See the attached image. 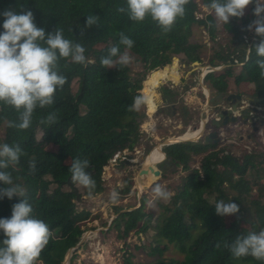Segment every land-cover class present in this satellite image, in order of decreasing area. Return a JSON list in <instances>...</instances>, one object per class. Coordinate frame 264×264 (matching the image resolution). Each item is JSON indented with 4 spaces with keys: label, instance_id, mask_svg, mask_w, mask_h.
Segmentation results:
<instances>
[{
    "label": "trees",
    "instance_id": "obj_1",
    "mask_svg": "<svg viewBox=\"0 0 264 264\" xmlns=\"http://www.w3.org/2000/svg\"><path fill=\"white\" fill-rule=\"evenodd\" d=\"M201 1L204 6L211 3V0ZM198 6L196 0H189L185 16L176 21L171 31L164 33L150 17L142 23L130 20L127 0H0V32L4 31L2 13L5 10L21 14L30 10L38 27L46 32H54L57 27L62 29L64 37L81 44L85 56L93 61L87 67L71 58L59 61L58 73L65 76L67 82L62 90L57 89L53 105L35 110L27 130L9 127V122L19 123L18 113L0 104V129L5 131L0 144L19 146L25 153L19 164L4 169L12 175L14 184L23 187L25 195L14 196L11 200L0 198V219L11 217L14 204L23 199L28 201L33 208L32 215L43 220L52 233L39 258L42 264H63L68 251L82 240L86 232L83 225L96 219L90 210L78 209L74 186L78 188L79 185L72 182L69 171L72 161L87 159L86 171L95 181L91 195L80 185V196L99 195L105 190L104 168L115 154L132 149L140 138V120L145 118L146 112L129 111V106L134 97L141 94L143 81L132 79L128 65L108 69L101 65L100 58L108 56L113 46L119 47L121 53L125 50L120 44L123 34L134 41L130 52L147 70L165 68L175 55H184L190 63L203 62L201 52L206 44L193 39V27H204L210 40L215 41L218 26L211 14L204 20L197 19ZM118 7L125 11H117ZM252 12L250 17H233L226 24L228 31H237L238 20L243 32L233 34L231 46L216 55L221 64L230 65L225 72L219 75L212 72L205 77L219 93L227 92L228 79L235 77L239 85L253 84L255 96H264V78L259 74L256 64L259 57L254 48L246 62L248 45L243 33L249 31L248 25L255 19ZM92 15L99 17L98 23L87 28V16ZM260 41L261 37L257 36L251 47ZM240 63L245 64L235 76L232 65ZM166 68L169 72V67ZM75 81L79 83L77 92L73 91ZM163 92L168 99H173L172 90L164 88ZM49 114H55L56 122L41 123V120L47 121ZM39 132L43 134L41 141L37 138ZM45 144L56 146L57 152L47 151ZM169 147L167 162L177 167L184 165L185 170L189 169L193 156L204 155L201 170L193 169L160 215L146 210L145 197L135 210L121 213L122 209L116 207L114 211L118 217L114 226L119 239L126 242L135 230L144 235L154 232L150 240L155 246L150 254L158 258L148 263L134 262V255L126 250V264H264L251 256L234 258L224 247L225 243L231 245L238 235L264 229V159L258 161L257 155L246 153L237 160L227 150H215L217 145L207 142H185ZM30 161L36 164L34 172L30 171ZM3 187L5 185L0 182V188ZM131 187L132 183L127 181L126 188L130 190ZM255 188L260 192L258 199L251 198ZM219 201L237 203L239 213L217 215L215 204ZM247 205L254 211L248 210ZM5 238L0 231V246ZM217 243L220 248L216 247ZM170 246L183 258H166L164 255Z\"/></svg>",
    "mask_w": 264,
    "mask_h": 264
},
{
    "label": "rangeland",
    "instance_id": "obj_2",
    "mask_svg": "<svg viewBox=\"0 0 264 264\" xmlns=\"http://www.w3.org/2000/svg\"><path fill=\"white\" fill-rule=\"evenodd\" d=\"M196 1L199 5L196 12L197 19L204 20L209 14L215 18L214 13L210 12V10L203 5L201 0ZM254 6V3L248 6L243 18L250 17ZM236 21L238 22L237 31L234 29H232V31L229 29L228 31L226 29V24L219 25L215 41L210 40L209 33L204 27H193V39H198L202 44H206L201 52L203 62H199L200 65H197L195 62L190 63L184 55L173 56L171 63L173 66H177V76L180 77V80H177L178 83L169 81L171 77L169 72L166 71L168 68L159 69L157 70L158 72H154L155 74L152 73L154 74L153 76L152 74L149 76L152 70H147L144 63L130 52L133 57L132 62L128 65L131 69L130 75L134 80L141 79L143 81V90L141 94L146 90L151 92L154 98L157 99L158 97L156 102L157 110L153 114H151L150 107L147 108L146 106H142L139 110L141 113L146 112V115L143 120H140L139 141L133 144L132 149L126 148V150H128L127 156L131 160H122L115 165L109 164V166L106 167L107 169H104L103 178L105 190L99 195L92 197L84 196L83 200H76L78 209L90 210L93 216H96V219L83 225L86 231L84 234V242L79 249L73 252L69 264H102V262H105L104 264H126V250L134 255V262L148 263L158 258L157 255L150 254L151 249L155 246L150 240V236L154 234L153 231H150L148 235L138 233L136 230L133 231L126 239L128 245L125 244V240L119 239L118 230L114 226V220L118 216L115 214L114 210L116 207H120L122 211L134 210L141 206V201L143 197H145L147 198L146 210L148 212L154 211L156 216L163 212V207L169 203L172 196L179 192L180 187L184 184L185 178L192 173L193 169L201 170V163L204 155L193 156V160L188 164L189 169L185 170L184 165L177 167L170 161L167 162L170 145L164 147L162 145L168 142V139L171 137L180 136L188 130L198 129L204 119L210 121L212 118L218 117L219 106L222 105V107H225V103L228 102L227 96L229 92H239L242 94L244 103L237 113L236 121L229 122L228 125H222L220 127L221 131L218 129L221 135V141L211 144L217 145L215 150H217V148L227 150L229 154L237 160L238 158L242 159L246 153L257 155L255 159H258V161L264 159V125L261 123V120L264 118V112L262 115H255L251 106H249L250 104L245 102V99L252 95L248 86H246L247 84L242 85L241 88V84H237L235 77H232L228 79V84H232V89L230 88L232 91L228 87L227 92L223 94L212 89L210 84L205 81V78L204 80L202 78L208 66H221L218 71L214 72L216 75L224 73L230 66L221 64L216 59V55L218 52L222 51V49L227 50L226 48L231 46L233 34L243 32L241 22L238 20ZM254 32L255 30L253 29L247 33H243V35L252 34ZM236 41L238 42L237 39ZM215 63H218V65ZM232 66L235 76L238 75L241 71V66ZM171 74H174L173 71ZM152 78L153 82L151 85L146 86L147 80L151 81ZM175 79L176 78L173 80ZM201 79L202 82L200 83ZM204 86L207 88L204 89ZM78 87L79 83L75 81L73 83V91L77 92ZM164 88L172 90L175 103L165 96L163 92ZM210 88L212 89L210 91V96H207L206 93L204 94V91L206 90L209 92ZM197 97L199 98L198 101L196 99ZM207 97L209 98L207 99ZM258 109L262 110L263 105H259ZM251 116L256 117V125L259 128L258 131L254 129V125L251 121L245 124V121ZM150 126H152V129H149ZM213 128L210 122L207 123L205 134ZM4 135V128H1L0 139L3 138ZM42 136V132H39L37 136L39 141L42 140ZM198 142H205L204 137ZM160 145L162 146L163 152L166 154V157H164L166 159L158 164H156L157 162L153 163L154 165L151 166V169L146 173L147 179L144 182V187L142 186V190V188L140 189L138 187L137 178L140 177V172H142L141 169L146 157L153 149ZM44 147L47 151L57 152V147L52 144H45ZM146 169L147 167L145 170ZM159 169L163 171V174L159 173ZM143 174L141 176L142 180ZM127 181L132 183L130 190L126 188ZM157 184L161 185L172 194L169 199L165 200L154 196L152 190ZM52 188H55V185H53ZM78 188H81V186L79 185ZM113 191L118 193V200L116 203H113L111 199ZM138 192H141L140 197L138 196ZM259 194L260 192L255 188L251 198L258 199ZM246 208L254 211L251 205H247ZM155 220L156 217L153 218V224ZM229 221L230 219L228 218V222ZM164 256L168 259L175 260L183 258L179 251L173 246L169 247V250L165 252Z\"/></svg>",
    "mask_w": 264,
    "mask_h": 264
},
{
    "label": "clouds",
    "instance_id": "obj_3",
    "mask_svg": "<svg viewBox=\"0 0 264 264\" xmlns=\"http://www.w3.org/2000/svg\"><path fill=\"white\" fill-rule=\"evenodd\" d=\"M189 0H127L129 19L142 23L146 18L152 21L164 32L172 30L176 21L186 13L185 6ZM254 3L253 16L255 19L248 25V30H255L261 41L254 47H248L249 53L255 49L259 57L256 64L264 78V0H211L206 5L214 13L216 26L229 24L230 18H242L249 5ZM123 13L125 8L118 7ZM4 17L3 32H0V104L12 107L18 113L19 123L9 122V127L27 130L32 124V118L37 108H46L54 104L57 89H63L67 78L58 73L61 59L71 58L75 63L87 67L93 61L85 56V48L79 43L66 39L63 30L58 28L54 32H46L35 23L32 11L21 14L8 9L2 13ZM99 17L87 16L86 27L91 28L98 23ZM211 26V25H210ZM120 48L113 46L109 55L100 58L102 66L117 68V65L127 66L133 57L130 50L134 41L121 34ZM116 58V59H114ZM158 99V97H157ZM153 94L145 91L134 97L129 111H139L142 106L153 105ZM54 124L55 114H49L47 121L41 123ZM25 153L19 146L15 148L7 143L0 144V182L5 187L0 188V198L11 200L14 196L23 197L25 190L19 184H14L12 175L4 171L9 166L19 164L20 157ZM89 167L87 159L75 158L69 171L73 183L88 189L89 195L95 188V181L86 171ZM31 172L36 169L34 161L29 162ZM156 198L169 199L172 195L161 185L153 188ZM113 203L118 200V193L111 194ZM216 214L224 217L236 215L240 208L237 203L219 201L215 204ZM33 208L26 199L12 206L10 218L0 219V231L6 237L0 246V264H42L39 260L42 251L49 244L52 233L49 226L41 219L35 218ZM217 243L216 247L220 248ZM234 258L251 256L255 260L264 261V229L238 235L231 245L224 244Z\"/></svg>",
    "mask_w": 264,
    "mask_h": 264
},
{
    "label": "water",
    "instance_id": "obj_4",
    "mask_svg": "<svg viewBox=\"0 0 264 264\" xmlns=\"http://www.w3.org/2000/svg\"><path fill=\"white\" fill-rule=\"evenodd\" d=\"M195 64L200 65L199 62H195ZM201 65H203V64H201ZM170 66H172V63L169 64L166 67H170ZM209 68H211L212 72H215V71H218L221 68V66H216V67H214V66H211V67L208 66V69ZM208 69L202 75L203 80H204V78H205V76H206V74L208 72ZM177 80H180V77L179 76H177ZM243 100H244L243 99V96L240 95V94H234V93L229 94L227 96V101L230 102V103L226 107H222V105L219 106V108L220 109L222 108V109L221 110L219 109L220 111L217 114L218 117L212 118L210 121L209 120H205V119L203 120L202 124L200 125V129L202 130V136L198 140H196V141H193V140H177V141H173V142L168 141V142H166L162 146L164 147L166 145L169 146V145H174V144H179V143H185V142H198L203 137H204L205 142H207L209 144H211V143H219L221 141V139H220L221 138L220 137L221 135L219 134L218 129H220V127L222 125H228L229 122H235L236 121V119H237V113L240 111L241 105L244 103ZM245 100H246L245 101L246 103L248 102L250 104L249 106H251V109L255 113V115H258L259 116V115H262L263 114V112H264V98L263 97H260V98L247 97ZM261 104L263 105V109L262 110H259L258 109V106L261 105ZM223 118H224V121L221 122V119H223ZM249 121H251V123L254 125V129L256 131H258L259 128L256 125V123H257L256 117L255 116H251L250 118H248V120L245 121V124H247ZM209 122H210V124L214 128L211 131H209L208 133L205 134L206 127H207V123H209ZM261 123H262V125H264V118L261 120ZM215 129H217V130H215ZM162 164H163V162H162ZM159 171H160L159 173H162L163 174V171L162 170L159 169ZM69 184H71L70 181H69ZM74 191L76 193V199H77V201L83 200V197H81L80 194H79L78 188L75 187V186H74ZM138 196L139 197L141 196V192H138ZM129 211H132V210H129ZM125 212H128V211H122L121 213H125ZM84 239H85V236L82 238V240L80 241V243L76 247H74V248H72V249H70L68 251V253H67L66 257H65L64 264H69L70 258L72 256L73 252L80 248V246L84 242Z\"/></svg>",
    "mask_w": 264,
    "mask_h": 264
},
{
    "label": "bare ground",
    "instance_id": "obj_5",
    "mask_svg": "<svg viewBox=\"0 0 264 264\" xmlns=\"http://www.w3.org/2000/svg\"><path fill=\"white\" fill-rule=\"evenodd\" d=\"M204 67H206V66H204ZM202 69L204 70V68L202 67ZM156 73L157 72V70H154V71H152L151 73H149V76L152 74V73ZM154 73V74H155ZM154 74H152V76L154 75ZM153 82V78H152V80L150 81V80H147V82H146V86H150L151 85V83ZM204 88L206 89V86H204ZM146 91V90H145ZM156 110H157V106H151L150 107V111H151V114H153V113H155L156 112ZM148 125V124H147ZM200 129V128H199ZM202 135V131H201V129L200 130H192V131H189L188 133H186V134H184L182 137H180V138H177V139H171V140H168V141H171V142H173V141H177V140H196V139H198L200 136ZM166 142V141H165ZM247 149V148H246ZM164 152L162 151V146L160 145V146H158V147H156V149L155 150H153L152 151V153L151 154H149L147 157H146V159H145V161H144V167L142 168V172H140L141 174H140V177H138L137 178V184H138V187L141 189L142 188V186L144 187V182H145V175H146V173H147V171L148 170H150L151 169V166H153L154 164L153 163H155V162H160L161 160H162V158L164 157ZM156 163V164H157ZM147 167V169L145 170V168ZM107 169V168H106ZM145 170V171H144ZM143 171H144V174H143ZM142 174H143V180H142V178H141V176H142ZM139 176V175H138ZM142 190H143V188H142ZM108 250V249H107ZM102 253V252H101ZM109 254V253H108ZM108 257V256H107ZM105 262H102V264H104Z\"/></svg>",
    "mask_w": 264,
    "mask_h": 264
},
{
    "label": "crops",
    "instance_id": "obj_6",
    "mask_svg": "<svg viewBox=\"0 0 264 264\" xmlns=\"http://www.w3.org/2000/svg\"><path fill=\"white\" fill-rule=\"evenodd\" d=\"M242 27V26H241ZM244 38L246 39V43H247V51H246V53H247V58H246V62L248 61V59H249V51H248V47H251L252 46V43L253 42H255L256 40H257V36H256V34H255V32L254 33H250V34H247V35H244ZM234 42H237L236 40L234 41ZM177 62V61H176ZM217 65H218V63H216ZM245 63H240V64H238V65H240L241 67L244 65ZM173 71V75L171 74V72ZM164 72V71H163ZM176 74V75H175ZM169 75H170V80L169 81H174V82H177L178 83V81H177V75H178V72H177V66L176 65H172V66H170L169 67ZM176 78L175 80H173L174 78ZM202 82V79L200 80V83ZM231 83V82H230ZM245 84H247L246 86H248V88H249V91H250V93H252V95H250L252 98H260V97H263L264 98V96H260V97H258V96H255L254 95V85L253 84H249V83H242L241 84V88H242V85H245ZM232 84H228V87H229V89L231 88L232 89V86H231ZM211 86V85H210ZM244 87V86H243ZM205 89V88H204ZM213 89V88H212ZM211 88H210V90L209 91H211L212 90ZM230 89V90H231ZM193 90H195V89H193ZM193 90H191V91H193ZM215 90V89H214ZM232 91V90H231ZM206 93V90L204 91V94ZM232 92H229V94H231ZM207 94V93H206ZM224 94V93H223ZM228 94V95H229ZM234 94H240L239 92H235ZM240 95H242V94H240ZM207 96H210V95H208L207 94ZM206 97V96H205ZM209 97H207V99H208ZM197 99V101H198V97L196 98ZM197 101L195 100V103L197 104ZM226 107V106H225ZM200 128V127H199ZM195 129V130H200V129ZM189 131H192V130H188V131H186V132H184L182 135H180V136H175V137H171L170 139H168V140H171V139H177V138H180V137H182L184 134H186V133H188ZM194 131V130H193ZM202 131V130H201ZM202 136V135H201ZM200 136V137H201ZM199 137V138H200ZM198 138V139H199ZM198 139H196V140H198ZM196 140H193V141H196ZM163 151V150H162ZM165 154V153H164ZM166 155H164V157H165ZM162 158V160L161 161H163L165 158ZM160 161V162H161ZM160 162H158V163H160ZM157 163V164H158ZM156 165V164H155ZM144 167V164H143V166H142V168ZM142 170V169H141Z\"/></svg>",
    "mask_w": 264,
    "mask_h": 264
},
{
    "label": "built area",
    "instance_id": "obj_7",
    "mask_svg": "<svg viewBox=\"0 0 264 264\" xmlns=\"http://www.w3.org/2000/svg\"><path fill=\"white\" fill-rule=\"evenodd\" d=\"M210 67H211V66H210ZM207 69H208V67H207ZM209 73H212L211 68L208 69V72H207L206 76H207ZM206 76H205V77H206ZM149 129H152V126H150ZM127 154H128V150H126V149L123 150V151H121V152H118L117 154H115V156L113 157V159L110 161L109 164L115 165V164H117V162L122 161V160H127V161H129L130 158L127 156ZM130 160H131V159H130ZM109 164H108L107 166H109ZM107 166H106V167H107ZM106 167H105L104 169H106Z\"/></svg>",
    "mask_w": 264,
    "mask_h": 264
},
{
    "label": "flooded vegetation",
    "instance_id": "obj_8",
    "mask_svg": "<svg viewBox=\"0 0 264 264\" xmlns=\"http://www.w3.org/2000/svg\"><path fill=\"white\" fill-rule=\"evenodd\" d=\"M206 88H207V87H206ZM150 93H151V92H150ZM206 93H207L208 95H210V91H209V92L206 91ZM173 98H174V97H173ZM153 101H156V102H157V99L154 98V96H153ZM171 101H172L173 103H175V101H174L173 99H171ZM156 102H153V105H152V106H157V103H156ZM229 103H230V102H226V103H225V106H227ZM223 107H224V106H223ZM221 109H222V108H221ZM221 109H220V110H221ZM220 110H219V111H220ZM223 121H224V118L221 119V122H223ZM215 130H217V129H215ZM220 131H221V129H220ZM219 134H220V133H219ZM254 134H255V133H254ZM155 149H156V148H155ZM155 149H153V150H155ZM153 150H152V151H153ZM151 153H152V152H151ZM151 153H150V154H151ZM146 175H147V174H146ZM146 175H145V179H147V178H146Z\"/></svg>",
    "mask_w": 264,
    "mask_h": 264
}]
</instances>
